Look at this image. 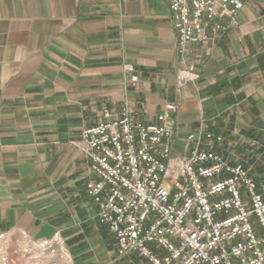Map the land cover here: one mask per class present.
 <instances>
[{"label":"crops","instance_id":"1","mask_svg":"<svg viewBox=\"0 0 264 264\" xmlns=\"http://www.w3.org/2000/svg\"><path fill=\"white\" fill-rule=\"evenodd\" d=\"M216 21L227 28L196 45L199 78L180 87L166 0H0V233L9 243L59 233L71 264H152L118 256L86 190L91 161L75 144L126 99L146 120L178 103L177 151L200 127L228 135L234 150L245 142L264 185V0Z\"/></svg>","mask_w":264,"mask_h":264},{"label":"built area","instance_id":"2","mask_svg":"<svg viewBox=\"0 0 264 264\" xmlns=\"http://www.w3.org/2000/svg\"><path fill=\"white\" fill-rule=\"evenodd\" d=\"M178 33L180 87L196 82V45L227 27L248 0H166ZM124 72L136 83L131 63ZM167 101L154 120L141 118L129 100L119 111L87 126L75 141L91 161L86 190L100 222L115 236L119 257L135 253L152 264H264V185L249 169L212 148L223 137L206 129L186 136L175 149V115ZM39 254L72 257L59 233L30 239ZM0 233V261L7 259Z\"/></svg>","mask_w":264,"mask_h":264},{"label":"rangeland","instance_id":"3","mask_svg":"<svg viewBox=\"0 0 264 264\" xmlns=\"http://www.w3.org/2000/svg\"><path fill=\"white\" fill-rule=\"evenodd\" d=\"M200 129H204L200 127ZM207 131H211L216 135H221L223 140L221 142H212V148L218 150L225 157L231 159L235 162H240L244 164L250 171V163L246 162L245 154H244V146L243 142L242 147L235 148L233 144L228 141L229 136L222 133H217L214 129L208 128ZM239 137V135H238ZM243 139V138H242ZM252 175V174H251ZM255 179L256 177L252 175ZM35 240V239H34ZM66 251L68 249L65 247ZM69 252V251H68ZM70 253V252H69ZM7 259L6 261L2 262V264H71L72 260L68 263L62 258V250L60 249L59 254L56 257H52L51 255H43L39 254V251L32 245L30 239L25 236L19 237L17 239H13L12 243L7 241ZM71 255V253H70ZM72 257V255H71ZM122 258V257H120Z\"/></svg>","mask_w":264,"mask_h":264}]
</instances>
